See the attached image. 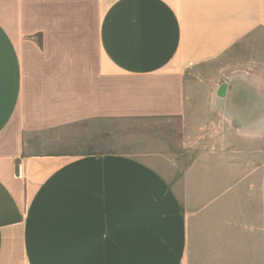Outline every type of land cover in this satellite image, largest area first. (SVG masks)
I'll use <instances>...</instances> for the list:
<instances>
[{"label":"crops","instance_id":"crops-1","mask_svg":"<svg viewBox=\"0 0 264 264\" xmlns=\"http://www.w3.org/2000/svg\"><path fill=\"white\" fill-rule=\"evenodd\" d=\"M230 51L242 83L259 84L247 68L264 66V0H0V264H191L168 180L72 148L69 129L179 117L191 75ZM244 234L227 259L208 235L214 264H250Z\"/></svg>","mask_w":264,"mask_h":264},{"label":"rangeland","instance_id":"rangeland-1","mask_svg":"<svg viewBox=\"0 0 264 264\" xmlns=\"http://www.w3.org/2000/svg\"><path fill=\"white\" fill-rule=\"evenodd\" d=\"M233 55L191 75L196 94L179 117L99 118L69 129L72 148L128 154L168 180L187 213L191 264H214L211 233L225 241L222 259L243 256L244 231L252 233L250 264L264 260V66L247 68L259 84H243ZM222 83L227 92L219 96ZM228 233L236 236L231 245Z\"/></svg>","mask_w":264,"mask_h":264},{"label":"water","instance_id":"water-1","mask_svg":"<svg viewBox=\"0 0 264 264\" xmlns=\"http://www.w3.org/2000/svg\"><path fill=\"white\" fill-rule=\"evenodd\" d=\"M217 94L219 96H224L225 93H226V84L225 83H222L218 88H217Z\"/></svg>","mask_w":264,"mask_h":264}]
</instances>
